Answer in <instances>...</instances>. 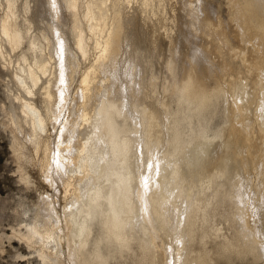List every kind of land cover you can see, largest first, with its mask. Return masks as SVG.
Instances as JSON below:
<instances>
[{"label": "bare ground", "instance_id": "obj_1", "mask_svg": "<svg viewBox=\"0 0 264 264\" xmlns=\"http://www.w3.org/2000/svg\"><path fill=\"white\" fill-rule=\"evenodd\" d=\"M151 1L24 0L21 18L20 2L1 3L0 61L10 73L13 122L28 131L67 207L63 220L50 201L56 218H43L41 208L13 235L43 264H66L65 245L71 264H264L260 60H235L240 51L226 49L220 64L238 69L232 93L213 76L206 46L201 60L176 41L162 53L160 33L146 21ZM193 1L182 7L209 34L211 19ZM7 46L18 48L16 59ZM13 137L21 156L25 145Z\"/></svg>", "mask_w": 264, "mask_h": 264}, {"label": "rangeland", "instance_id": "obj_2", "mask_svg": "<svg viewBox=\"0 0 264 264\" xmlns=\"http://www.w3.org/2000/svg\"><path fill=\"white\" fill-rule=\"evenodd\" d=\"M4 1L5 0H0V4ZM23 1L24 0H17V3L20 2V6L18 4V6L20 7V8L18 7L20 11L19 13L20 18L22 15H24L23 13L24 10L21 9V4L23 3ZM33 1L35 2V0ZM33 1L29 0V2L32 5H35ZM182 1L183 2L185 1V3L187 1L188 2L186 3V5L180 4V3H183ZM192 1L193 0H171V1L164 0L165 6L162 7L161 5L159 6L158 4L155 3L156 0H153L151 1L152 3L148 6L146 10L147 12H145V14L147 13L146 17L150 15L149 18L151 20L148 17L146 18L147 25L150 28L155 27L158 29V30L156 29V31L160 33V37L162 39V43H161L162 53L163 54L168 53L170 42H172L173 44L176 41V43L173 45H176L177 47L179 45L180 47V45L182 44L181 47L183 50L188 51V53H191L192 56L194 55L193 58L195 59L197 58L198 60H201L202 58H205L204 55L202 54V51L204 47L206 46L207 49H206L205 54L207 55V59L210 60V62L213 61L214 62L213 66L217 69V70L214 69L213 71L214 74L212 73L213 76L217 77L220 80H224V83L229 85V88L232 91V93L234 92L233 89L235 88V83L238 80L233 77L238 74L237 73L238 69H236L233 66L227 70L225 66H222L220 64L224 60V55H227L226 49L229 50L230 46H232L231 48L235 49L236 51H240V54L239 55L236 54V56L233 57L232 59H235V60H248L249 59L250 61H252L258 58L261 64V73L264 75V27L258 25V20L264 18V0H237L235 4L233 2L234 0H196V2H198L197 4H200L201 6L203 4L204 7H202V9L205 10L206 14L211 19V23H212L211 28L213 29L211 30L209 34L206 33L207 27L202 28L201 22H200L201 25H199V21L192 23L190 21V17L187 16L186 6H188V4L191 3ZM194 1L193 3L196 4V2ZM175 2L177 3L175 4ZM193 3L192 5H194ZM197 4L195 6H197ZM32 5L31 7H33ZM36 5H37V2H36ZM157 5L160 8L157 7ZM178 5L179 7H177ZM182 5L186 9H183L184 7H182ZM37 6L39 7V4ZM161 7L164 10H162ZM155 8L156 9L158 8L159 10L157 9L158 10L157 11ZM4 9L5 7L3 3L0 6V14L3 13ZM31 9L33 10L34 8H31ZM152 9L153 10L155 9V10L153 11ZM32 10H30L29 14L33 12ZM161 10L163 11L164 14L161 13L162 12ZM180 10L182 11L181 12L182 15L184 13L183 16L180 14V12H178ZM177 12L178 14H176ZM34 13H35V10H34ZM34 15L35 14H33L32 16L33 19L38 17V12L36 13L35 17ZM178 15L180 16L177 17ZM185 15L186 17H184ZM168 19L169 20L172 19L171 20L172 22L169 21ZM184 21L188 22V24L187 23L184 24L185 23ZM35 22L36 21L33 20L34 24H36ZM161 22L165 24L166 26L163 25ZM178 22H181V23H178ZM181 24L182 25L184 24L185 26L183 25L184 26L183 27ZM160 25L163 28V29L161 28V30H160ZM217 25L221 26L223 33L219 32L216 29ZM193 26L197 28L199 27L200 29L199 30L195 29L194 31ZM177 28L180 31H178ZM197 30L198 32L196 33ZM199 31H201L200 34H198ZM215 31L217 32V34H215L216 33ZM243 31H246V33L249 36L246 35ZM179 32H182L184 35ZM168 33H170L169 35L171 36L169 37L173 40L169 39ZM181 37L182 39H180ZM189 39L191 41H189ZM196 39H198L199 41ZM226 39L228 40L226 41ZM187 40L189 42H187ZM192 41H193V44H191ZM223 41H224V44H223ZM225 42L226 43L228 42L230 44L228 43L225 44ZM189 44H191L192 46ZM197 44L199 46H197ZM225 46H227V48H225ZM7 48L9 49V46H7ZM14 52H15V56H14ZM14 52L10 50V53H13L11 54L12 58L16 59V56H17L16 53L18 52V48H15ZM159 57L161 58V56ZM3 66L4 65L0 61V235H1L0 238L2 237L0 239V264H43L41 260L39 259V257L37 256L36 251L32 248V246L29 247L23 240L18 238L17 235L16 236L13 235L14 230L19 229V228L24 230L26 222L27 221L33 222L34 221L33 219L36 217V215L38 213L40 214V211L41 212L43 211L41 208L44 209V211L41 214L43 218L44 217L48 218L49 215L51 216V213H52V216L54 214L53 217L56 218L57 216H55V213L52 210L53 207L50 206L51 203L53 205L55 204V207H57L58 211L61 213V216L64 220L65 214L67 213L66 212L67 207H65L66 204H64L65 203L64 199H62V196H61L63 195V192L61 191L62 193L61 194L59 189L55 185L53 187V185L49 183V181L47 180V176L45 175L44 171L42 170L40 166L41 156L35 151L34 145H32L30 141H28L29 140L28 131L27 130L24 132L21 131L20 129H18V126L16 125V123H14L16 122L15 118L13 117L15 115V110L11 104V101H10L11 99L8 95L7 88H6V86L8 87L10 86L9 84H11L9 81L10 73H9V69L5 70ZM240 68H243L240 75H245L244 66L241 65ZM246 74H247L246 76H243V80L246 81V80L253 78V75L249 74V72ZM220 121H221V118L216 117L213 121V125L216 126ZM14 125L17 127H14ZM15 134H17V137L19 138V143H20L19 147L21 146L23 147V145H25V147L22 148L21 156L19 152L14 150V147H13V144H14L13 136H15ZM252 161L258 162L259 160L256 156H254ZM21 165L24 168L25 172H27L28 174L27 182H24L25 180L23 181V179L20 177L19 168ZM260 169L261 167H259L258 171ZM55 194L57 195L59 194L60 195L59 199L61 198L62 200L58 201V198H56ZM55 202H59L60 204L57 203L56 205ZM41 205H43L44 207ZM38 207H40V210H37L39 209ZM50 208L52 209L50 210ZM36 210L39 212H37ZM26 211L27 212L29 211V212L27 213ZM43 213L44 215L45 214L46 215L44 216ZM66 251H68V249H67V246L65 245V263L71 264L70 259H68L69 258L68 252ZM257 261H251L250 264H258ZM242 263L243 262H241L240 260H237L236 264H242Z\"/></svg>", "mask_w": 264, "mask_h": 264}, {"label": "snow or ice", "instance_id": "obj_3", "mask_svg": "<svg viewBox=\"0 0 264 264\" xmlns=\"http://www.w3.org/2000/svg\"><path fill=\"white\" fill-rule=\"evenodd\" d=\"M149 167L151 168V165ZM145 186L147 187V179H145Z\"/></svg>", "mask_w": 264, "mask_h": 264}]
</instances>
